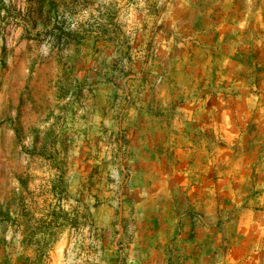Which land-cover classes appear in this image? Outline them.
<instances>
[{"label": "rangeland", "instance_id": "1", "mask_svg": "<svg viewBox=\"0 0 264 264\" xmlns=\"http://www.w3.org/2000/svg\"><path fill=\"white\" fill-rule=\"evenodd\" d=\"M0 264H264V0H0Z\"/></svg>", "mask_w": 264, "mask_h": 264}]
</instances>
